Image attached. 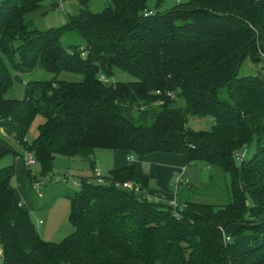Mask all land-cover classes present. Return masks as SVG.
Wrapping results in <instances>:
<instances>
[{
    "label": "trees",
    "instance_id": "obj_1",
    "mask_svg": "<svg viewBox=\"0 0 264 264\" xmlns=\"http://www.w3.org/2000/svg\"><path fill=\"white\" fill-rule=\"evenodd\" d=\"M47 1L63 0H0V163L23 157L6 135L34 154L45 177L58 157L86 160L95 173L96 150L178 154L188 167L210 166L214 180L230 178V201L192 200L196 188L177 205L135 194L117 186L131 182L146 193L148 181L130 165L111 171L110 183L84 180L67 194L75 231L53 243L21 206L13 167H3L0 264H264V0H189L167 12L164 0L155 8L152 0H113L97 13L93 0H76L80 10L66 25L42 30L30 16ZM37 68L52 79L7 98ZM119 72L135 81L114 82ZM38 116L45 121L29 143ZM204 118L209 130L191 127ZM254 142V157L239 162L236 154ZM28 178L33 184L29 168ZM222 228H234L231 242ZM243 236L261 244L240 252Z\"/></svg>",
    "mask_w": 264,
    "mask_h": 264
},
{
    "label": "rangeland",
    "instance_id": "obj_2",
    "mask_svg": "<svg viewBox=\"0 0 264 264\" xmlns=\"http://www.w3.org/2000/svg\"><path fill=\"white\" fill-rule=\"evenodd\" d=\"M113 0H93L90 9L94 12H101L108 7ZM189 0H164L161 6L162 12H167L178 6L179 4H185ZM157 0L151 1L152 8L156 7ZM58 7L52 1L44 3V7L40 13L31 15V19L35 22L36 26L42 30L51 28H60L66 25L68 15L78 13L80 6L76 0H63L58 2ZM78 39V38H77ZM74 42H77L73 40ZM79 41V40H78ZM64 43H67L64 41ZM257 67L256 70L257 71ZM66 81L79 82L82 77L77 74L64 73L61 76ZM52 79V75L42 68H37L33 73L22 75V82L15 84L14 89L7 95V98L11 99H23L25 93V86L29 82L33 81H46ZM135 79L127 73L119 72L114 78V82H132ZM179 106L184 107L185 101L178 99ZM44 118L38 116L32 124L28 134L27 141L32 143L38 136L39 127L44 123ZM191 127L195 130H209L211 127V119L204 118L201 120H191ZM0 134H6L4 129H0ZM7 140L11 146L20 152L18 157L8 156L1 163L0 168L13 167L14 181L12 188L19 200L25 206V210L29 213L38 233L41 237L49 242L61 243L74 231V227L70 222L71 202L67 197V194H73L80 192L81 182L88 180L94 184H97L96 176L93 170L90 169L89 163L81 158L65 159L62 157L56 158L53 164V170L49 173V176H43L39 164L36 163L30 167L25 164V158L28 153L24 150L22 145L13 136H7ZM256 143L244 148L242 152L245 161H250L256 153ZM101 152V153H100ZM98 154H111V151L103 150ZM36 159V158H35ZM103 167L96 166L95 170L103 172L104 177L109 176L107 167L111 165V160L108 157H103ZM28 168L31 170L32 177L36 178L42 184L37 185L34 188V182L36 179H32L30 183L28 178ZM201 172V180L209 181L212 172L209 171L205 164L197 167L195 171ZM67 177V181L58 182L59 179ZM79 185H76V182ZM210 185H204L198 188L199 195L192 200H198L201 202L215 204L217 206H223L229 203L231 192L230 178L224 179V177H218L209 183ZM228 188V189H227ZM40 194L43 198L38 197ZM197 193H195L196 195ZM255 206H250L248 212V218L252 219L255 214ZM1 246H0V262H1Z\"/></svg>",
    "mask_w": 264,
    "mask_h": 264
},
{
    "label": "crops",
    "instance_id": "obj_3",
    "mask_svg": "<svg viewBox=\"0 0 264 264\" xmlns=\"http://www.w3.org/2000/svg\"><path fill=\"white\" fill-rule=\"evenodd\" d=\"M99 151L103 150H96L93 156L95 166H104L103 157H108L111 160V165L107 167L109 173L133 165L139 175L148 181L147 196L153 200L167 202L172 205L187 200V196H191L192 189H198L207 184L210 185L209 183L216 177V173L212 168L205 164L212 175L209 181L201 180V172L199 170L195 171V169L202 164L188 167L186 166L185 157L178 154L157 153L146 157H137L129 151L107 150L111 151V154H98ZM178 180L181 182L177 183ZM188 189L191 191L189 192ZM21 206L25 208L22 203ZM255 209L254 217L250 220H255L259 216L258 208L255 207ZM228 232L232 234L234 228L229 229ZM235 243L238 245L240 252H246L254 244L256 246L260 245L261 240L254 242L251 236H243L236 239Z\"/></svg>",
    "mask_w": 264,
    "mask_h": 264
},
{
    "label": "built area",
    "instance_id": "obj_4",
    "mask_svg": "<svg viewBox=\"0 0 264 264\" xmlns=\"http://www.w3.org/2000/svg\"><path fill=\"white\" fill-rule=\"evenodd\" d=\"M149 15H153V12H152V11H148V12H146V16H149ZM242 152H245V150L242 151ZM242 152H239V153L236 154V158H237V160H238L239 162H243V161H245V159H244V155L242 154ZM27 155H28V156L25 157V164H26V166H32V165H34V164L36 163V159H35L34 154H33V153H28ZM95 176H96V180H97L98 183H100V184L110 183V182L108 181V179H107L106 177L103 176V173H102L100 170H97V169L95 170ZM62 181L66 182V181H67V177H64V178L59 179L58 182H62ZM75 182H76V185H79L77 181H75ZM180 182H181V181L178 180L177 183H180ZM37 185H39V184H36V186H37ZM117 186L122 187L123 189H126V190H128V191H130V192H133V193H135V194H140V195L142 194V195H144L145 197L149 198V197L147 196V194H146L145 192L142 191V189L140 188V186L135 185V184H133V183H131V182H127V183H124V184H117ZM40 196H41V195H40ZM174 205H176V204H174ZM178 218H179V217H178ZM221 230H222V233H223V237H224V241H225V243H229V242H231V241H232V237H231V235L227 232V230H224L223 228H222Z\"/></svg>",
    "mask_w": 264,
    "mask_h": 264
}]
</instances>
